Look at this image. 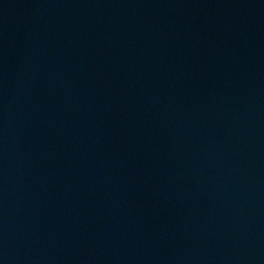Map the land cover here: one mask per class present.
<instances>
[{
    "label": "water",
    "instance_id": "water-1",
    "mask_svg": "<svg viewBox=\"0 0 264 264\" xmlns=\"http://www.w3.org/2000/svg\"><path fill=\"white\" fill-rule=\"evenodd\" d=\"M0 264H264V0H0Z\"/></svg>",
    "mask_w": 264,
    "mask_h": 264
}]
</instances>
